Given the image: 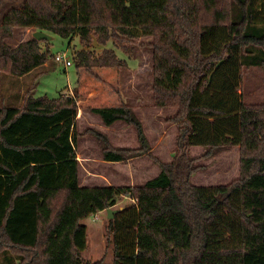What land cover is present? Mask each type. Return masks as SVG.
<instances>
[{"label":"trees","instance_id":"trees-1","mask_svg":"<svg viewBox=\"0 0 264 264\" xmlns=\"http://www.w3.org/2000/svg\"><path fill=\"white\" fill-rule=\"evenodd\" d=\"M23 27L78 36L76 67L118 66L123 59L109 42L151 36L155 96L162 106L177 105L182 133L172 162L154 158L161 171L143 185L83 186L77 98L32 93L10 105L3 94L0 264H264V99L249 100L246 84L251 70L264 69V0H24L0 17V77L28 76L50 58L49 40L9 43ZM94 41L103 46L99 55L88 49ZM91 111L107 126L133 125L137 154L150 151L129 105ZM90 133L106 161L137 151L115 149L103 132ZM193 146L205 148L203 157L239 146L240 177L193 183L200 169ZM122 197L131 202L108 219L112 262L87 260L83 220Z\"/></svg>","mask_w":264,"mask_h":264},{"label":"rangeland","instance_id":"rangeland-1","mask_svg":"<svg viewBox=\"0 0 264 264\" xmlns=\"http://www.w3.org/2000/svg\"><path fill=\"white\" fill-rule=\"evenodd\" d=\"M23 3L24 0H0V17L9 8L21 7ZM35 31L33 27L16 28L9 43L16 46L31 38ZM50 35V58L46 65L28 76L16 77L7 74L0 77V100L4 94L10 105H20L25 96L32 93L35 97L52 98L64 93L66 96L77 98L76 128L79 137L76 148L82 184L140 186L157 176L161 166L154 158L165 163L172 162L177 149V138L182 130L181 123L174 120L178 111L177 105L162 106L155 96L153 85L157 73L152 48L153 38L142 36L133 40L116 39L117 47L113 42H109L106 47L115 49L119 58L123 59L118 66L76 67L74 53L83 47L80 38L76 36L70 40L58 34ZM42 45L44 47V43ZM88 49L95 50V54L99 55L103 46L94 41ZM63 52L73 61L72 66L55 61V55ZM246 84L252 90L249 100L264 99V69L251 70ZM122 103L129 105L142 122L151 146L150 151L137 154L141 143L133 125L117 121L107 126L103 121L96 119L91 111L93 107ZM95 116L99 118L98 115ZM92 129L103 132L111 147L115 149L127 148L137 151L128 152L129 157L123 161L107 162L103 159L97 138L90 133ZM88 150L90 152L85 153ZM204 151V147L198 146L190 149L192 156L200 157L196 162L200 169L191 177L193 183L228 184L240 177L239 146L206 157H203ZM130 202V199L122 197L113 209L118 210ZM108 219L105 211L83 220L88 234L84 257L91 262L100 259L112 262L114 258V245L108 237Z\"/></svg>","mask_w":264,"mask_h":264},{"label":"water","instance_id":"water-1","mask_svg":"<svg viewBox=\"0 0 264 264\" xmlns=\"http://www.w3.org/2000/svg\"><path fill=\"white\" fill-rule=\"evenodd\" d=\"M33 37H35L36 39L38 40H50L52 38V36L45 32V31H41V30H36L34 33H33ZM117 210H114L113 208H109L106 210L107 212V216L109 219H112L114 217V213L116 212Z\"/></svg>","mask_w":264,"mask_h":264},{"label":"built area","instance_id":"built-area-1","mask_svg":"<svg viewBox=\"0 0 264 264\" xmlns=\"http://www.w3.org/2000/svg\"><path fill=\"white\" fill-rule=\"evenodd\" d=\"M55 61L60 62V63H64V65H66V66H72L73 65L72 60L69 58V56L65 52L56 54L55 55Z\"/></svg>","mask_w":264,"mask_h":264},{"label":"crops","instance_id":"crops-1","mask_svg":"<svg viewBox=\"0 0 264 264\" xmlns=\"http://www.w3.org/2000/svg\"><path fill=\"white\" fill-rule=\"evenodd\" d=\"M65 66H66V65H65ZM92 113H93V112H92ZM93 114H95V113H93ZM95 115H96V114H95ZM95 115H94V117H95L96 119H99V120L103 121L100 117L98 118V117H96ZM77 117H78V116H77ZM95 118H94V119H95ZM83 139H84V138H83ZM91 150H92V149H91ZM89 152H90V150L85 151V153H87V154H88ZM105 161H106V160H105ZM107 162H111V161H107ZM79 169H80V168H79ZM79 179H80V184H81V185H83V186H89V185H86V184H82V180H81L80 173H79ZM92 179H93V178H92ZM97 185H100V184H97ZM97 185H93V186H97ZM107 185H108V184H107Z\"/></svg>","mask_w":264,"mask_h":264}]
</instances>
